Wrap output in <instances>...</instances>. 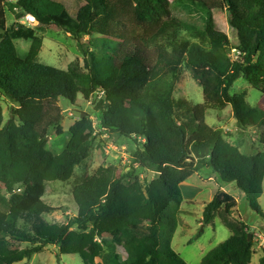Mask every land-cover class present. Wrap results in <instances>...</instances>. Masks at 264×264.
I'll return each mask as SVG.
<instances>
[{
	"label": "trees",
	"instance_id": "16d2710c",
	"mask_svg": "<svg viewBox=\"0 0 264 264\" xmlns=\"http://www.w3.org/2000/svg\"><path fill=\"white\" fill-rule=\"evenodd\" d=\"M220 1L236 34V60L228 53L230 38L217 29L212 9L202 0H81L75 14L59 0H17L13 7L20 13L10 28L6 0H0V93L18 105L6 123L0 105V264L21 263L48 246L78 255L84 264H188L172 240L185 202L181 185L202 169L212 170L224 184L235 183L251 209L264 216L258 205L264 152L243 153L206 122L208 111L231 107L239 128L259 134L264 147V110L231 93L244 78L264 95V0ZM173 5L202 13L204 28L183 23L173 15ZM28 15L42 26L66 31L80 45L88 36L86 72L41 63L43 41L20 22ZM183 31L209 42L211 49L184 39ZM19 39L32 41L24 59L15 45ZM185 70L199 80L203 103L175 98ZM97 93H103L102 130L136 143L131 172L114 178L98 171L88 177L73 189L78 215L67 224L47 223L43 216L55 211L43 199L47 183L72 179L91 156L96 133L87 113L70 128L61 154L48 150L50 133H63L60 100L76 105L79 96L88 102ZM139 168L146 172L144 181ZM148 172L155 178L149 180ZM237 206L220 190L205 205L204 224H212L217 213L237 214ZM238 220L230 225L232 235L202 264H252L254 242ZM20 222L31 224L34 233L19 231ZM9 240L28 247L13 249Z\"/></svg>",
	"mask_w": 264,
	"mask_h": 264
},
{
	"label": "rangeland",
	"instance_id": "374dc122",
	"mask_svg": "<svg viewBox=\"0 0 264 264\" xmlns=\"http://www.w3.org/2000/svg\"><path fill=\"white\" fill-rule=\"evenodd\" d=\"M17 0H6V28L12 27L17 22V15L20 10L13 5ZM69 10L75 14L80 6L81 0H59ZM175 0H170L173 2ZM213 11L216 27L226 33L230 38L231 46L228 48L229 56L236 60L239 56L235 49L237 45L236 34L230 29L228 24V14L220 0H202ZM172 13L183 23L196 24L200 29L204 28L205 17L202 13L192 8L180 5L172 6ZM37 32V36L43 41L39 60L41 63L67 70L76 68L78 71L86 72L84 66V51L90 48L89 37H83V45H80L69 33L56 26H42L32 16H26L20 20ZM1 33V30H0ZM184 39L201 43L205 48L211 49L209 42H201L197 38L191 37L189 32L181 33ZM32 41L19 39L15 41L18 54L21 58H26L30 50ZM164 87L165 83L162 84ZM232 94H243L247 104L264 110V95L253 88L244 78H240L231 90ZM174 96L177 100L191 104H201L204 101L203 88L198 79L190 70H185L182 78L176 85ZM102 94L95 95L90 101H85L82 96L77 99L76 105H72L67 99L60 100V106L64 111L63 133L58 135L52 131L49 135L48 150L53 154H61L69 140L70 128L79 119L74 114V110L86 112L91 115V119L96 127L93 138V149L91 156L78 166L72 179L67 182L47 183V192L44 201L52 206L55 211L44 215L43 219L51 224H67L69 220L78 215V207L73 199V189L82 184L88 177L94 176L98 171L117 178L131 172L133 154L137 149L133 140L117 135L106 134L100 127V109L104 102ZM0 105L4 111L5 123L11 116V109L18 107L0 93ZM183 103V111H186ZM208 125L221 129L225 133L226 140L233 145H237L243 153L256 155L264 152V147L259 142V134L255 131H244L239 128L232 108L228 107L222 112L208 111L206 115ZM137 175L142 181L146 176L144 169L139 168ZM148 179L155 178L154 173L148 172ZM194 188L182 189L183 196L188 193L193 195V200H185L181 207L182 214L179 216V226L172 240L173 249L188 264H202L204 256L225 242L231 235V224H235L238 218L248 226L249 233L254 242V256L252 264H260L264 255V216L253 211L242 192L235 183L224 184L219 177L210 169H202L199 173L189 178L187 183ZM232 195L237 203V214L228 216L223 212L217 213L214 222L205 225L203 222V212L205 205L213 200L215 195L221 190ZM18 192L22 189L18 188ZM192 202V204H189ZM259 209L264 214V179L262 183V195L258 200ZM19 231H31V224L19 223ZM8 246L22 250L28 247L27 244L9 240ZM18 264H84L78 255L60 254L56 246H48L41 253L25 258Z\"/></svg>",
	"mask_w": 264,
	"mask_h": 264
},
{
	"label": "crops",
	"instance_id": "0c3cea01",
	"mask_svg": "<svg viewBox=\"0 0 264 264\" xmlns=\"http://www.w3.org/2000/svg\"><path fill=\"white\" fill-rule=\"evenodd\" d=\"M186 186V189L188 188H194L193 187V185H190L189 184V182L187 183V182H185V183H183L182 185H181V189H183L184 187ZM223 189V187H221V190ZM184 198H185V200H193V198H194V192H193V195L191 194V193H188L187 194V196L185 197V195H184Z\"/></svg>",
	"mask_w": 264,
	"mask_h": 264
},
{
	"label": "water",
	"instance_id": "95a60500",
	"mask_svg": "<svg viewBox=\"0 0 264 264\" xmlns=\"http://www.w3.org/2000/svg\"><path fill=\"white\" fill-rule=\"evenodd\" d=\"M73 114L77 117V118H85L88 114L85 112H81L79 110H74ZM252 240V235L249 234V241Z\"/></svg>",
	"mask_w": 264,
	"mask_h": 264
},
{
	"label": "built area",
	"instance_id": "2783aa9c",
	"mask_svg": "<svg viewBox=\"0 0 264 264\" xmlns=\"http://www.w3.org/2000/svg\"><path fill=\"white\" fill-rule=\"evenodd\" d=\"M103 95V93H101Z\"/></svg>",
	"mask_w": 264,
	"mask_h": 264
}]
</instances>
